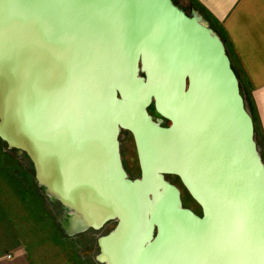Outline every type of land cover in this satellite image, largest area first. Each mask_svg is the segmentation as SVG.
<instances>
[{
	"label": "water",
	"instance_id": "water-1",
	"mask_svg": "<svg viewBox=\"0 0 264 264\" xmlns=\"http://www.w3.org/2000/svg\"><path fill=\"white\" fill-rule=\"evenodd\" d=\"M120 131L132 138L137 179L122 167ZM0 141L71 212L67 234L114 222L95 241L98 264H264L252 119L197 10L173 0H0Z\"/></svg>",
	"mask_w": 264,
	"mask_h": 264
},
{
	"label": "rangeland",
	"instance_id": "rangeland-1",
	"mask_svg": "<svg viewBox=\"0 0 264 264\" xmlns=\"http://www.w3.org/2000/svg\"><path fill=\"white\" fill-rule=\"evenodd\" d=\"M173 1L185 12L196 10L185 0ZM197 12L200 13L199 10ZM200 15L212 29L208 20L201 13ZM238 85L246 108L249 105L244 96V83L238 82ZM148 113L152 120H159L150 108ZM164 125L168 123L165 121ZM118 143L121 164L127 177L137 179L139 171L130 134L120 131ZM165 178L179 191L181 206L199 216V207L189 197L179 180L174 176ZM0 207L6 212H0V218L5 216L12 220V234H22L25 237L28 256L37 257L38 261L43 260L44 264H98L94 259L97 254L95 241L114 226V222H109L97 231L85 230L67 234L71 212L60 209L54 199L35 184L33 170L26 157L13 149H7L1 141Z\"/></svg>",
	"mask_w": 264,
	"mask_h": 264
},
{
	"label": "crops",
	"instance_id": "crops-1",
	"mask_svg": "<svg viewBox=\"0 0 264 264\" xmlns=\"http://www.w3.org/2000/svg\"><path fill=\"white\" fill-rule=\"evenodd\" d=\"M208 20L220 37L244 94L254 142L264 166V0H185ZM241 85V84H240ZM0 212H5L0 207ZM12 220L0 218V264H44L30 258L25 237L12 234ZM42 250L43 248L40 247Z\"/></svg>",
	"mask_w": 264,
	"mask_h": 264
},
{
	"label": "flooded vegetation",
	"instance_id": "flooded-vegetation-1",
	"mask_svg": "<svg viewBox=\"0 0 264 264\" xmlns=\"http://www.w3.org/2000/svg\"><path fill=\"white\" fill-rule=\"evenodd\" d=\"M149 108L153 111L152 107L149 106V107L147 108V113H148V109H149ZM153 112H154V111H153ZM148 114H149V113H148ZM164 122H165V121L161 119L160 125L163 126V127L167 126V125H164ZM119 152H120V150H119ZM23 155H24V154H23ZM26 159H27V158H26ZM27 160H28V159H27ZM138 176H139V175H138ZM165 180H166V178H165ZM167 182H168V181H167ZM168 183H170V182H168ZM170 184H171V183H170ZM171 185H172V184H171ZM95 245H96V243H95ZM96 248H97V247H96Z\"/></svg>",
	"mask_w": 264,
	"mask_h": 264
},
{
	"label": "trees",
	"instance_id": "trees-1",
	"mask_svg": "<svg viewBox=\"0 0 264 264\" xmlns=\"http://www.w3.org/2000/svg\"><path fill=\"white\" fill-rule=\"evenodd\" d=\"M174 2V1H173ZM54 203L60 208V209H63L55 200H54Z\"/></svg>",
	"mask_w": 264,
	"mask_h": 264
},
{
	"label": "bare ground",
	"instance_id": "bare-ground-1",
	"mask_svg": "<svg viewBox=\"0 0 264 264\" xmlns=\"http://www.w3.org/2000/svg\"><path fill=\"white\" fill-rule=\"evenodd\" d=\"M71 221L74 222V219L71 218ZM72 222L69 223L70 227L72 226Z\"/></svg>",
	"mask_w": 264,
	"mask_h": 264
}]
</instances>
